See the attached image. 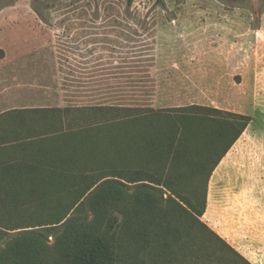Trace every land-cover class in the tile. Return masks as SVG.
<instances>
[{"label":"rangeland","instance_id":"rangeland-1","mask_svg":"<svg viewBox=\"0 0 264 264\" xmlns=\"http://www.w3.org/2000/svg\"><path fill=\"white\" fill-rule=\"evenodd\" d=\"M164 1L135 0L128 9L126 0H0V150L33 143L26 153L0 151V160L30 157L48 136V151L157 177L206 201L202 233L188 231L184 212L172 215L180 243L156 237L154 224L131 234L120 223L112 242L138 264H222L212 232L252 264H264V0ZM191 106L251 118L212 173L217 156L205 147L206 120L191 123L199 138L186 137L190 150L180 157L155 156L149 147L180 128L177 109ZM145 184L165 199L171 194ZM47 207L0 203V250L31 230L49 236L51 247L62 229L45 226ZM191 238L208 245L191 249Z\"/></svg>","mask_w":264,"mask_h":264},{"label":"trees","instance_id":"trees-1","mask_svg":"<svg viewBox=\"0 0 264 264\" xmlns=\"http://www.w3.org/2000/svg\"><path fill=\"white\" fill-rule=\"evenodd\" d=\"M134 2L135 0H126V7L130 9ZM157 3L165 6L164 0H157ZM91 109L122 112L123 108L96 106ZM192 111L198 114L190 115ZM177 112L181 113L178 114L181 127L175 131L170 130L167 139L160 138L159 135L156 140L154 138L151 146L149 145L153 150L151 152L155 156L159 153L178 157L184 155L190 150V147L184 146L185 140L191 138L197 141L199 138L195 136L196 132L191 131V123L206 120L211 129L208 134L204 133L207 140L205 147L210 155L217 156L210 169L211 173L251 122V118L245 115L201 106L177 109ZM152 113L153 116L159 114L153 110ZM150 124L155 131H161L156 129L157 125H152V122ZM178 134L181 139H177ZM44 137L48 136H42L43 139L35 145L36 148L32 146L35 153L30 157L0 160V203L13 202L18 206L37 203L48 206L49 220L45 226L55 231L59 228L62 230L55 235V243L51 247L46 243L49 236L42 232H21L0 250V264H49L51 261L56 264H138L128 256L118 253L112 242L120 223H126L127 230L132 231L131 234L135 233V226L138 230L140 226H144L143 223L154 224L157 229L156 237L171 238L176 244L181 242L178 238L179 230L172 224V215L176 211L185 213L188 231L199 234L202 229H208L198 220L206 210L204 199L198 201L175 192L168 181L157 177H147L140 173L128 175L125 170L111 167L97 169L91 162L83 164L79 156L76 157V152L71 156L68 155L69 150L48 151L44 148ZM186 137L188 138L185 139ZM27 142L18 143L16 147L14 144H4L0 151L10 153L17 148L26 153L25 148L33 144ZM197 167V173L205 172L204 166ZM145 183L163 187L171 194L165 199ZM127 185H135L134 190L129 192ZM65 199L68 201L63 202ZM110 212L113 214L109 221ZM107 221L108 227L104 229ZM143 228L145 230L142 232L146 237V228ZM212 233L218 237L215 238L216 244L225 255L222 264H252L227 241ZM204 245H208L207 240H189L191 249Z\"/></svg>","mask_w":264,"mask_h":264}]
</instances>
